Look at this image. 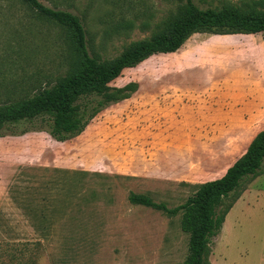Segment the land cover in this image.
Instances as JSON below:
<instances>
[{
	"label": "rangeland",
	"instance_id": "374dc122",
	"mask_svg": "<svg viewBox=\"0 0 264 264\" xmlns=\"http://www.w3.org/2000/svg\"><path fill=\"white\" fill-rule=\"evenodd\" d=\"M38 1L77 16L89 52L106 61L150 38L183 4ZM192 1L220 9L262 0ZM66 36L21 0H0V105L66 74ZM129 83L136 88L127 99L67 141L45 131L0 137V264L183 263L188 235L181 214L132 205L128 196L175 208L244 154L264 130V35L195 34L175 53L125 69L111 86ZM228 205L211 239L210 263L264 264V162L219 212Z\"/></svg>",
	"mask_w": 264,
	"mask_h": 264
},
{
	"label": "trees",
	"instance_id": "16d2710c",
	"mask_svg": "<svg viewBox=\"0 0 264 264\" xmlns=\"http://www.w3.org/2000/svg\"><path fill=\"white\" fill-rule=\"evenodd\" d=\"M21 1L66 31L68 69L53 86L29 98L0 105V137L45 131L55 141H67L81 134L104 108L127 99L135 91L134 83L122 88L111 86L125 69L155 55L175 53L195 34L264 35V0L242 8L228 5L220 9H201L192 0H180L183 4L176 13L163 21L150 38L133 42L118 57L106 61L89 52L87 32L77 16L45 7L38 0ZM38 124L44 128H37ZM21 125L29 128L17 132ZM263 162L264 130H261L223 176L203 183L182 205L169 209L146 195L133 193L128 201L168 216L180 213V228L188 235L187 255L182 264H211V239L221 231L232 206L219 212L224 199L244 178L255 177Z\"/></svg>",
	"mask_w": 264,
	"mask_h": 264
},
{
	"label": "crops",
	"instance_id": "0c3cea01",
	"mask_svg": "<svg viewBox=\"0 0 264 264\" xmlns=\"http://www.w3.org/2000/svg\"><path fill=\"white\" fill-rule=\"evenodd\" d=\"M249 118H250V119H251V118H252V119L254 118L253 113H252L251 117H249Z\"/></svg>",
	"mask_w": 264,
	"mask_h": 264
}]
</instances>
